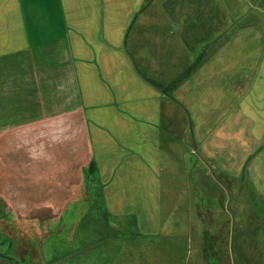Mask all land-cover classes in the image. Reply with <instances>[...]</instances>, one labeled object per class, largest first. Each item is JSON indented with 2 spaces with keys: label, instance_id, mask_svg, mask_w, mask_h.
Wrapping results in <instances>:
<instances>
[{
  "label": "rangeland",
  "instance_id": "374dc122",
  "mask_svg": "<svg viewBox=\"0 0 264 264\" xmlns=\"http://www.w3.org/2000/svg\"><path fill=\"white\" fill-rule=\"evenodd\" d=\"M171 1L160 17L188 9L186 44L171 20L159 33L172 34L144 45L154 60L138 63L157 67L166 98L144 93L148 107L121 109L120 125L118 108L43 92V146L2 138L0 255L11 263L264 264V0ZM105 125L165 140H108L94 174L86 129L100 148Z\"/></svg>",
  "mask_w": 264,
  "mask_h": 264
},
{
  "label": "crops",
  "instance_id": "0c3cea01",
  "mask_svg": "<svg viewBox=\"0 0 264 264\" xmlns=\"http://www.w3.org/2000/svg\"><path fill=\"white\" fill-rule=\"evenodd\" d=\"M171 3V0H0V143L2 138L13 139L16 144L25 139L27 146L33 147L35 140L42 141L43 146V92H66L78 106L89 109L118 108L120 125L129 121L128 110L121 109L148 107L144 93L149 94L148 100L152 102H159L161 95L166 98L161 83L149 76L154 75L157 67L145 72L138 63L150 54L154 60V49L149 54L144 45H159L163 37L172 34L159 33V28L166 27L164 24L171 26L168 23L171 20L175 42L186 44L188 9H176L182 16L179 20L176 14L167 15L166 20L160 17V11L164 16ZM260 72L256 70V75H261ZM262 78L264 81V75ZM255 83L264 85L259 79ZM59 99V103L64 100L58 94ZM103 134L107 141L104 147H93L96 132L86 129L87 139L93 141L92 146L87 144V151L97 164L95 174L101 172V163L108 166L113 155L106 148L112 142L108 140H118L128 147L124 142L129 139L143 141L144 137L153 136L150 133L143 136V132L129 136L127 131H113L109 125H105ZM164 137L158 133L154 138L157 146ZM31 138L34 141L27 142ZM127 152L122 149L117 154L123 156ZM96 156L103 158L98 160Z\"/></svg>",
  "mask_w": 264,
  "mask_h": 264
},
{
  "label": "trees",
  "instance_id": "16d2710c",
  "mask_svg": "<svg viewBox=\"0 0 264 264\" xmlns=\"http://www.w3.org/2000/svg\"><path fill=\"white\" fill-rule=\"evenodd\" d=\"M175 84H176V83H173V82H172V85H171V86L174 87ZM157 87H158V86H157ZM160 87H161V86H160ZM164 91H165V90H164ZM162 93L165 94V95L167 94L166 92H163V91H162ZM90 169H91V170H90L91 173H94V174L96 173V170H95V168H94V162L92 163Z\"/></svg>",
  "mask_w": 264,
  "mask_h": 264
},
{
  "label": "flooded vegetation",
  "instance_id": "af4514ba",
  "mask_svg": "<svg viewBox=\"0 0 264 264\" xmlns=\"http://www.w3.org/2000/svg\"><path fill=\"white\" fill-rule=\"evenodd\" d=\"M0 259L5 260V261H7V262H9V263L12 262L9 258H6L5 256H1V255H0ZM11 264H13V263H11Z\"/></svg>",
  "mask_w": 264,
  "mask_h": 264
},
{
  "label": "water",
  "instance_id": "95a60500",
  "mask_svg": "<svg viewBox=\"0 0 264 264\" xmlns=\"http://www.w3.org/2000/svg\"><path fill=\"white\" fill-rule=\"evenodd\" d=\"M0 264H11V263H9V262H7L5 260L0 259Z\"/></svg>",
  "mask_w": 264,
  "mask_h": 264
}]
</instances>
